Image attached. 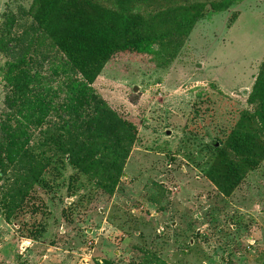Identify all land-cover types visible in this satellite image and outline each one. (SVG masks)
<instances>
[{
	"label": "rangeland",
	"instance_id": "374dc122",
	"mask_svg": "<svg viewBox=\"0 0 264 264\" xmlns=\"http://www.w3.org/2000/svg\"><path fill=\"white\" fill-rule=\"evenodd\" d=\"M186 2L202 7L187 36L115 55L92 84L136 129L116 178L108 152L94 147L80 167L46 148L45 169L0 165V264H264V156L228 146L260 128L249 96L264 66V0ZM37 5L0 0V23L15 19L12 51L0 56V154L10 63L23 59L34 87L59 90L55 102L80 79L60 72L66 59L34 23ZM55 127L50 118L32 148Z\"/></svg>",
	"mask_w": 264,
	"mask_h": 264
},
{
	"label": "trees",
	"instance_id": "16d2710c",
	"mask_svg": "<svg viewBox=\"0 0 264 264\" xmlns=\"http://www.w3.org/2000/svg\"><path fill=\"white\" fill-rule=\"evenodd\" d=\"M148 1L38 0L32 18L65 57L68 70L60 72H72L80 79H68L64 84V99L55 102L54 99L60 98V91L34 87L35 80L24 67L23 59L8 65L14 97L2 126L4 145L0 165L7 159L14 168L24 164L30 169H45L50 162L49 157H45L46 148L51 152L58 150L66 155L70 164L80 167L90 160L81 155L82 150L94 147L108 152L113 177L119 175L136 129L109 109L92 88L93 82L115 55L144 52L157 42L185 37L202 17L195 9L199 5L193 11L187 0H162L166 7L155 14L143 15L138 8ZM198 8H202L201 5ZM14 23L12 15H3L0 56L12 51ZM249 104L255 105L252 120L257 118L260 128L253 133L233 135L228 146L236 152L240 150L238 154L256 148L263 157L264 66L252 88ZM50 118L59 128L52 129L46 143L32 148L36 135ZM242 118L249 120L250 116L245 112Z\"/></svg>",
	"mask_w": 264,
	"mask_h": 264
}]
</instances>
